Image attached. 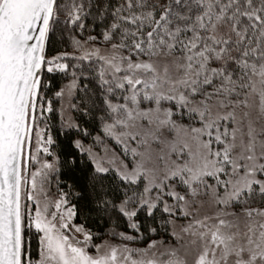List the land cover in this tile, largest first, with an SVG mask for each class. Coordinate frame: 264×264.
<instances>
[{
    "label": "snow or ice",
    "instance_id": "1",
    "mask_svg": "<svg viewBox=\"0 0 264 264\" xmlns=\"http://www.w3.org/2000/svg\"><path fill=\"white\" fill-rule=\"evenodd\" d=\"M0 264H264V0H0Z\"/></svg>",
    "mask_w": 264,
    "mask_h": 264
}]
</instances>
